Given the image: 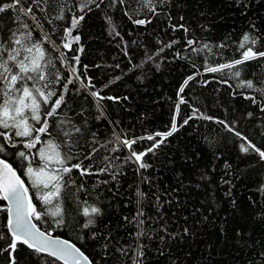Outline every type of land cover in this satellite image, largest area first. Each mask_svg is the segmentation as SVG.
Segmentation results:
<instances>
[{
	"label": "trees",
	"instance_id": "obj_1",
	"mask_svg": "<svg viewBox=\"0 0 264 264\" xmlns=\"http://www.w3.org/2000/svg\"><path fill=\"white\" fill-rule=\"evenodd\" d=\"M11 3L0 0V6ZM20 6L31 7L35 21L21 15L23 29L16 10L0 12V43L11 48L12 31L31 32L24 43L40 44L50 61L44 90L56 93L51 101L64 98L47 117V133L33 131L40 143L32 149L25 147L32 138L0 128V158L42 214L33 219L37 227L73 243L92 264H264V160L240 147L250 142L264 151V93L257 90L264 88V56L207 70L242 59L249 47L264 52V0H21ZM51 106L42 104L41 124ZM173 123L177 130L148 151L161 139L155 134ZM125 139L135 141L131 149ZM48 141L90 174L73 169L64 175L59 198L45 205L27 169L43 166L39 150ZM133 151L146 153L142 161L149 167L140 168ZM57 205L61 215L53 216ZM92 206L100 214L85 216ZM10 242L0 199V264H10L11 250L4 251ZM12 255L17 264H61L22 244Z\"/></svg>",
	"mask_w": 264,
	"mask_h": 264
},
{
	"label": "snow or ice",
	"instance_id": "obj_2",
	"mask_svg": "<svg viewBox=\"0 0 264 264\" xmlns=\"http://www.w3.org/2000/svg\"><path fill=\"white\" fill-rule=\"evenodd\" d=\"M39 2V0H35ZM151 0H149V4ZM21 4V0H13L11 4H5L0 6V12H4L8 9H14L17 11L16 20L20 22L21 28L27 29L28 25L21 20V15L30 16L31 19L35 21V16L32 14V8H24L18 5ZM86 6V5H85ZM83 10V7L81 8ZM154 11V9H152ZM83 16L78 18H73L72 27L75 28L80 20H83ZM138 24H144V20L136 21ZM187 31V29H185ZM68 35H71V30H68ZM31 38V32L21 31L19 28L15 31H12L9 41L13 47L8 48L7 42L0 43V82L3 83V87L0 88V128L3 129H15V135L18 137H29L32 138L33 131L38 133H47L48 131V122L47 117H51L57 113V110L64 103L63 96H59L55 101H51V98L56 95L53 91H45L44 89L48 88L50 81H47V76L45 68L47 63L50 61L46 60L45 50L38 43H33L31 46H27L24 42ZM47 38H45L46 40ZM76 40H79V37H75ZM244 43L240 45L241 48L245 47V44L249 41V36L246 34L243 37ZM194 41L189 40L188 44H193ZM254 44L255 41L253 40ZM170 46V45H169ZM63 47L68 48L70 45L65 43ZM207 47V45H205ZM27 53L21 58V52ZM3 53H7L5 57ZM257 56H264V52L256 53L251 47L247 48L243 54L242 59L236 60L230 64H223L218 67H209L207 70L209 72H218L223 69H231L235 65H240L249 59H254ZM75 59L78 60V57ZM13 68L18 71H13ZM233 76L239 77L240 71L237 70L233 73ZM59 79V77H57ZM33 80L36 82L45 81L44 88L37 87L35 83L30 88L27 83L24 81ZM72 81H69L71 83ZM246 86L249 88H254L252 81L245 82ZM19 85V87L17 86ZM264 93V88L257 89ZM183 92V88L180 89ZM93 96H97L96 92L92 93ZM111 99V97L109 98ZM254 99V98H253ZM181 103L184 101L181 99ZM51 103L50 110L44 112L43 123L41 116V106L42 104L48 105ZM29 120L35 121L37 124H41V127L38 129H33L29 124ZM188 121L185 120L186 124ZM74 132L79 133L81 129L79 127L73 128ZM177 127L173 123L172 128L167 133H156V136H160L161 139L156 142L152 148H149L148 151H153L154 148H158L164 140L171 136ZM231 131V129H229ZM0 135H4L0 133ZM66 136L71 135L70 132H65ZM237 136H240L239 133H236ZM6 139L9 137L5 136ZM244 140V137H240ZM117 140H120V137H116ZM148 139H154L153 136H149ZM37 143H40L39 136H36L31 139L29 143L25 145L26 148L32 149L36 146ZM123 144L131 149V145L135 141H129L127 139L122 141ZM103 146V145H102ZM241 150L245 153L248 152L249 148L254 149L257 152L262 160H264V151H261L258 148H255L250 142L245 146V144L240 145ZM60 145L48 141L45 148L39 150L40 160L43 161V166L38 169H33L31 166L27 169V175L31 179L32 186L40 192L39 199L45 204L50 205L54 198H59V194L63 187L62 181L64 175L69 174L73 169L79 170L80 175L90 174L88 169L83 168L81 163L70 164V161L75 157L70 153L62 154L59 150ZM115 150V149H113ZM97 149H93V152ZM146 153L137 154L135 151L132 152V156L135 157V160L139 162L140 168L149 167L148 164L142 161L143 155ZM21 157L27 158L24 152H20ZM85 159L91 158V153L85 155ZM108 159V157H105ZM55 164L59 167L51 169L49 165ZM107 169H101V171H106ZM115 178V177H113ZM48 189V191H43ZM138 196L142 197L144 194L138 192ZM0 199L9 201L11 207L8 208L9 217H8V229L11 233V242L8 244L7 248L4 251H9L10 264H17L15 257L12 255L17 251V245L22 244L27 246V248L33 250L37 254H46L47 256L57 260L62 261V264H92V261L75 245L69 243L66 240L59 238H53L50 234H46L41 231L33 219L39 221L42 219V214L37 211L36 207L32 203L31 198L28 195V189L24 186V182L17 176L16 172L12 167L0 160ZM53 216H60L61 209L57 205L55 211L51 213ZM100 214V209L97 207H90V210L86 208L84 210L85 216H93ZM142 215L141 213H138ZM58 221V223H61ZM91 219L84 225L88 227L92 224ZM140 224L143 221L139 222ZM185 234H187L188 229H184ZM175 238L176 234H171ZM163 240V237H161Z\"/></svg>",
	"mask_w": 264,
	"mask_h": 264
},
{
	"label": "water",
	"instance_id": "obj_3",
	"mask_svg": "<svg viewBox=\"0 0 264 264\" xmlns=\"http://www.w3.org/2000/svg\"><path fill=\"white\" fill-rule=\"evenodd\" d=\"M0 160H3L2 158H0ZM4 162H6L7 164H9L7 161H5V160H3ZM10 165V164H9ZM11 166V165H10ZM12 167V166H11ZM12 169H13V167H12ZM14 170V169H13ZM15 171V170H14ZM16 172V171H15ZM16 174H17V176H19L18 175V173L16 172ZM20 177V176H19ZM20 179H21V177H20ZM22 180V179H21ZM23 181V180H22ZM24 186H25V184H24ZM26 187V186H25ZM29 195V194H28ZM30 197V196H29ZM5 201V203H6V206H7V224H8V217H9V212H8V208L9 207H11V204H10V202L9 201H6V200H4ZM34 223V222H33ZM7 230H8V232H9V229H8V226H7ZM47 234V233H46ZM9 235H10V237H11V233L9 232ZM52 236V235H51ZM53 238H59V239H62V240H65V239H63V238H61V237H54V236H52ZM11 239H12V237H11ZM66 241H68V240H66ZM69 243H71L70 241H68ZM71 244H73V243H71ZM74 245V244H73ZM31 250V249H30ZM42 255H46V254H43V253H41ZM47 256V255H46ZM57 261V260H56ZM58 262H60L61 264H62V261H58Z\"/></svg>",
	"mask_w": 264,
	"mask_h": 264
},
{
	"label": "rangeland",
	"instance_id": "obj_4",
	"mask_svg": "<svg viewBox=\"0 0 264 264\" xmlns=\"http://www.w3.org/2000/svg\"><path fill=\"white\" fill-rule=\"evenodd\" d=\"M125 145V144H124ZM38 158H40L39 156H38ZM51 165H54V164H51ZM38 168H40V167H36L35 169H38ZM28 180H30L31 181V179H30V177H29V179ZM29 184H30V187L32 186V183L31 182H29Z\"/></svg>",
	"mask_w": 264,
	"mask_h": 264
}]
</instances>
